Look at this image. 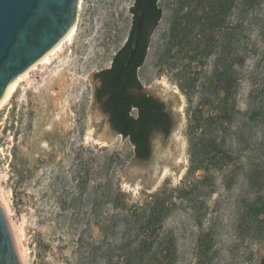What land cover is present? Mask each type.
<instances>
[{
    "label": "rangeland",
    "instance_id": "1",
    "mask_svg": "<svg viewBox=\"0 0 264 264\" xmlns=\"http://www.w3.org/2000/svg\"><path fill=\"white\" fill-rule=\"evenodd\" d=\"M78 1L71 39L27 69L0 106V205L22 263L113 261L90 250L97 215L117 210L102 200L119 188L129 203L172 191L164 231L174 238V264H250L264 239V214L254 210L264 202V0H229L218 33L225 45L201 59L200 25L184 24L183 0L157 1L161 17L137 76L180 95L173 135L182 170L165 169L151 187L121 178L133 158L127 137L101 143L86 128L87 75L109 66L126 42L134 0ZM217 54L234 69L236 88L230 116L218 123L204 105ZM192 143L201 158L194 169Z\"/></svg>",
    "mask_w": 264,
    "mask_h": 264
},
{
    "label": "trees",
    "instance_id": "2",
    "mask_svg": "<svg viewBox=\"0 0 264 264\" xmlns=\"http://www.w3.org/2000/svg\"><path fill=\"white\" fill-rule=\"evenodd\" d=\"M247 1L251 2L252 0ZM183 3L187 7L183 13L184 24L189 26V30L193 29L197 23L200 25L196 33L201 44L199 58L212 55L213 48L217 46L218 41L221 46L225 45L218 33L224 21L229 0H183ZM153 6L154 12L150 13L145 10V18L133 61L121 77L122 85L118 96L128 102L138 95L134 91L139 93L142 90L141 82L137 76V68L145 58L149 34L161 17V8L156 6L155 2H153ZM126 51L124 44L113 55L111 66L101 69L95 74L96 78L102 77V86L96 88L97 94L110 92L111 99L115 100V77L120 64L126 59ZM234 75V69L226 63V56L217 54L209 77L211 81L208 98L204 101V105L209 109L207 116L209 119L212 118L213 122H223L228 114L230 116L228 101L233 98L236 91ZM144 99L145 105L140 109V116L127 117L124 115L125 122L122 132L136 144L135 152L140 157H146L149 154L145 140L147 121L154 120L159 116H165L168 120L167 114L160 111L161 102H155L149 96ZM219 126L221 128L220 124ZM200 159L199 154L195 152V144L192 143L190 165L193 166V169ZM171 192L162 189L148 195L149 197L140 203H129L119 188L113 195L105 197L102 203L109 204L110 207L117 208V210L97 215L93 223L99 230L100 237L93 243L90 254L100 258L107 255L114 256V260L111 262L108 258L104 259V264H174L177 252L174 238L171 232L164 231V221L170 215L175 204L172 201L168 203ZM254 210L257 215L264 214V202L255 204ZM105 241L107 242L106 248H103L102 242ZM259 264H264V252Z\"/></svg>",
    "mask_w": 264,
    "mask_h": 264
},
{
    "label": "water",
    "instance_id": "3",
    "mask_svg": "<svg viewBox=\"0 0 264 264\" xmlns=\"http://www.w3.org/2000/svg\"><path fill=\"white\" fill-rule=\"evenodd\" d=\"M77 4L78 0H0V99L19 74L66 35L76 18ZM133 4L134 22L132 5L129 8L132 25L124 43L127 50L126 59L120 64L115 77L116 99H119L121 77L133 61L144 20L141 0H134ZM110 66L111 63L106 68ZM98 71H92L86 78L90 86L86 128L91 138L101 143H109L120 133L107 121L99 101L95 98V90L99 85L95 74ZM142 91L163 103V108L171 117V125L166 134L153 133L151 155L144 160H138L133 156L121 172V178L128 184L139 181L146 187H151L165 169H172L175 175L182 170V165L177 160L178 141L173 135L180 124L178 114L180 95L174 89L163 86H142ZM263 252L264 239L257 245L255 258L250 264H259ZM0 264H23L1 205Z\"/></svg>",
    "mask_w": 264,
    "mask_h": 264
},
{
    "label": "flooded vegetation",
    "instance_id": "4",
    "mask_svg": "<svg viewBox=\"0 0 264 264\" xmlns=\"http://www.w3.org/2000/svg\"><path fill=\"white\" fill-rule=\"evenodd\" d=\"M157 1L158 0H141L143 12H144V18H145V10H148L150 13L154 12L153 2H155L156 6H158ZM78 7L80 8V1H78L77 10H78ZM132 11H133V22H134V4L132 7ZM97 80L99 82V85L97 88H100L102 86V77H97ZM134 93L138 95H135L134 99L129 100L128 102L127 100H124L121 97H119V99H116L115 96H114L115 100H112L110 92H107V93L102 92V94L101 93L97 94L95 90V98L97 99V101H99L101 109L107 118V121L112 125L113 129L117 131L118 133H120L122 136H124L122 134L123 129H124V122H125L124 115H126L127 117L140 116V109L144 107L145 105L144 97L149 96L155 102H161L157 98L149 95L148 93L143 92L142 90L139 93L137 91H134ZM160 111L167 114L168 120L165 118V116H159L158 118H155L154 120H150L149 122L147 121V124L145 126L146 128L145 134L147 135L145 140H146V143L149 149L148 156L146 157L138 156L135 152L136 144L130 141V137L128 135L124 136V137H127L129 142L133 145V156L138 160L147 159L151 155V136L153 135L154 132L166 134L170 129L171 117L169 113L163 108L162 102H161Z\"/></svg>",
    "mask_w": 264,
    "mask_h": 264
},
{
    "label": "bare ground",
    "instance_id": "5",
    "mask_svg": "<svg viewBox=\"0 0 264 264\" xmlns=\"http://www.w3.org/2000/svg\"><path fill=\"white\" fill-rule=\"evenodd\" d=\"M75 21V20H74ZM76 23L73 22L72 27L69 29V31L66 33V35L57 42L49 51H47L40 59H38L36 62H34L29 68H33L37 63L41 62H47L49 61L50 56L61 46V44L65 41H69L75 31ZM27 68V69H29ZM27 69L18 75L16 80L13 82V84L9 87V89L5 92L4 96L0 99V106L8 100V98L11 96L12 92L15 90L19 80L22 79V76L26 73Z\"/></svg>",
    "mask_w": 264,
    "mask_h": 264
}]
</instances>
